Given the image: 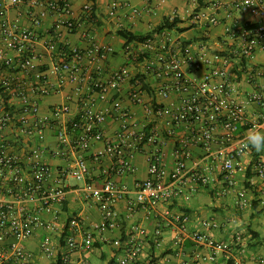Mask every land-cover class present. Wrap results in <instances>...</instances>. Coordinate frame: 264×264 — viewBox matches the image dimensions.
Wrapping results in <instances>:
<instances>
[{
    "label": "built area",
    "instance_id": "1",
    "mask_svg": "<svg viewBox=\"0 0 264 264\" xmlns=\"http://www.w3.org/2000/svg\"><path fill=\"white\" fill-rule=\"evenodd\" d=\"M25 1L31 6L42 5L40 11L32 12L31 27L13 22L8 14L11 7ZM211 5L219 9L223 2L211 0ZM119 6L115 0L111 4L113 10ZM232 6L238 11L250 9L259 19L251 25L227 26L229 37L235 41L230 54H215L213 60L220 64L210 65L201 77L187 73L182 56L196 69L211 63V59L204 54L195 59L183 42L177 44L178 39L175 40L169 30L158 33L164 37L159 42L155 35L139 42V53L146 54L141 73L145 76L152 74L160 80V85L152 88L144 75L139 74L132 78L129 98L143 105L148 116H153L150 122L162 119L170 128L180 123L191 126L189 133L178 140L174 150L175 166L170 169L164 160L163 136L158 126L137 123L133 112L118 95L127 79L125 67L114 70L107 81L94 76V72L102 69L101 62L113 53L114 47L99 41L91 30L81 28V20L73 15L69 0H0V264H39L35 254L24 244L38 228L50 230L41 241L40 251L47 257H53L56 243L52 232L59 228L56 220L60 218L65 203L67 180L69 177L86 180L90 171L86 152L95 141H103L104 147L90 156L97 161L110 156L112 164L106 171L103 186L87 184L85 188L89 194L99 198L105 220L94 223L86 231L83 241L78 242L73 227L79 225V219L70 217L66 225L72 231L65 234L63 229L59 234V240L65 237L70 249L90 247L94 243L95 230L107 228L110 219L116 215V202L130 192L128 185L116 181L113 175L135 171L133 158L147 143L152 146L147 152L148 177L136 182V198L128 200L130 209L139 204H172L190 179L202 185L220 181L225 184L224 190L229 187L230 191L235 188L236 172L244 166L247 178H250L249 168L251 177L253 171L264 178V152L244 147V137L250 129L264 130V64H250L252 90L243 99L233 95L237 89L228 70L233 56L253 61L258 52L264 50V0H234ZM93 9L92 3L84 5L89 17H93ZM134 11L138 9L134 8ZM49 13L59 17L49 32L50 36L42 41L37 27ZM193 19L205 20L210 25L219 22L217 15L205 12L194 13ZM64 28L70 32L80 31L81 36L89 40V45L83 48L60 42ZM40 42L53 56V62L45 69L40 64L43 56L38 48ZM139 57L136 56L137 59ZM73 79L90 83V95L81 102L78 114L58 120L70 112L69 102L54 105L51 115L43 113L40 98L61 91ZM80 91L81 87H77V92ZM93 91L97 92L96 96L91 95ZM147 91L153 95L150 102L144 96ZM172 94H177L178 98L169 106L156 101V95L169 98ZM108 99L112 101L111 109L95 106L97 100ZM249 105L255 106L253 116L248 113ZM109 113L121 120V127L114 137L107 136L101 127ZM51 125H57V137L55 146L48 148L45 145L46 130ZM241 125L246 126L248 132L241 131ZM218 128L221 130L217 131ZM213 144L220 147L216 153L203 157L206 164L197 161L192 167L188 165V160L193 157L192 145L210 149ZM46 150L51 156L66 160L56 170L57 175L52 165L40 158ZM73 152L76 154L74 159ZM243 156H249L247 162L242 160ZM213 166H217L219 172H215ZM238 194L240 204L247 205L246 190H239ZM43 211L54 213V220L44 218ZM165 213L176 222L175 243L180 245L190 238L209 250L207 257L211 260L219 253H232L241 242V233L227 240L217 238L209 230L188 228L191 215L186 211L171 212L167 209ZM206 225L211 228L219 224L210 220ZM160 232V229L156 230L157 234ZM145 234L146 228L136 226L128 237L114 240L120 252L117 264L138 263L143 249L141 236ZM254 262L264 264V257L255 258ZM57 263L70 264L69 257L64 256Z\"/></svg>",
    "mask_w": 264,
    "mask_h": 264
},
{
    "label": "crops",
    "instance_id": "2",
    "mask_svg": "<svg viewBox=\"0 0 264 264\" xmlns=\"http://www.w3.org/2000/svg\"><path fill=\"white\" fill-rule=\"evenodd\" d=\"M74 10V16L81 20V28L91 30L95 37L114 47L111 53L102 63V69L94 72L95 77L102 78L107 81L110 79L112 72L119 68L125 67L127 70V79L123 82L118 93L121 96L123 104L128 106L133 112L134 119L140 125L148 124L151 126L156 124L163 136V156L170 169L175 166L174 150L178 140L187 135L191 126L186 123H180L173 128L166 126L162 119L153 120V116H148L143 105L132 101L129 98V90L132 78L142 75V62L146 54L139 53L140 43L130 42L126 44L127 38L119 33L120 29H127L136 34H147L154 30L165 18L170 20L178 19L176 27L187 28L179 31L177 28L169 30L173 38L183 42L193 54L195 59L202 54L206 58L211 59V63H205L202 68L196 69L191 62L183 58V66L187 73L191 76L201 77L205 69L210 65H218L219 61H214V55L217 53L230 54L235 41L229 37L227 26H244L255 24L258 16L252 10H236L232 6L234 0H222L223 7L215 9L211 5V0H115L120 3L118 9L113 10L111 4L114 0H69ZM125 1H128L127 4ZM93 4L94 15L89 17L84 11V5ZM134 8L138 11L135 12ZM42 9V5L31 6L28 2L20 3L9 9V17L13 22L23 27H31L32 12H38ZM205 12L207 15H217L219 22L217 24H207L205 20L193 19L194 13ZM59 16L54 13L47 14L42 23L37 27L42 34L43 39H47L49 32L52 30ZM63 18L66 15H62ZM174 18V19H173ZM63 34L59 38L60 42H69L79 47L89 45V40L81 36L80 31L70 32L65 28ZM155 35L157 42L164 37L158 33ZM39 50L43 52L40 61L41 66L45 69L53 62L52 54L45 48L43 42L38 45ZM185 51V50H182ZM184 54V52H181ZM139 55V59L136 56ZM264 64V50H260L255 60H240L233 56L228 64L229 76L236 84L233 95L237 99H243L246 93L252 90L250 83V64ZM144 75V74H143ZM142 75V76H143ZM146 83L152 88L160 85V80L152 74L143 76ZM90 83L68 81L61 91L44 95L40 98L41 110L43 113L52 114L53 106L56 104L70 103V112L61 115L58 120L62 121L66 118L76 116L80 111L81 102L90 95ZM77 87H81V91L77 92ZM97 92H92V96H96ZM71 95V99L68 96ZM146 101L150 102L153 95L150 91L144 92ZM178 98L177 94H172L169 98H160L156 95V101L162 102L169 106L172 100ZM100 109H111L112 101L97 100L96 105ZM254 105L248 106L250 116L254 114ZM104 122L101 123L105 134L114 137L121 127V120L109 113ZM56 118V117H55ZM150 123V124H149ZM241 131L248 132L246 126H240ZM173 130V133L171 131ZM218 128L217 131H220ZM47 138L45 145L48 148L55 146L57 137V125H51L46 130ZM103 141H95L91 149L86 152L89 160L90 171L86 180H76L72 182L74 177L67 180L68 187L66 199L60 218L57 221L58 229L53 231L55 236L56 250L53 257H47L40 251L41 241L44 236L50 232L48 228H38L36 232L25 240V246L34 254L39 264H58L64 256L69 257L70 264H117L120 255L119 249L115 246L114 240L121 237H128L134 230V227H144L147 234L142 235L143 249L137 264H254V259L264 257V178L254 174L247 178L246 166L235 174V188L229 191V187L224 190L223 182H216L209 188L200 184L197 180L190 179L184 187L182 194L169 205L158 204L155 206L136 205L133 209L129 207V199L136 198L135 184L137 181L144 180L148 177V160L147 152L152 147L147 143L141 151L137 152L133 158L135 171L127 175H113V178L125 183L130 188V192L126 197L118 200L115 204L116 215L110 219L107 228L95 230L94 243L90 247L79 246L70 249L65 237L59 240V234L64 229L65 234L72 231L67 222L70 217H77L79 225L73 227V234L78 242H82L85 233L94 223L103 222L104 212L100 205L99 198L89 194L86 185L90 184L94 187H101L107 177L106 171L110 169L112 159L110 156H104L99 161L95 160L92 153L102 150ZM219 144H213L210 149H206L200 145H192L191 149L193 157L188 160L190 167L199 161L206 164L203 157L208 153L217 152ZM76 154L73 152V159ZM40 158L52 165L56 170L66 163L62 157L51 156L48 150L43 152ZM249 156H243L242 160L247 162ZM215 172H219L217 166H213ZM75 179V178H74ZM245 189L248 204L242 206L240 204L239 190ZM224 202L213 206L211 200ZM234 202V210L231 204ZM225 208H228L225 213ZM171 212L186 211L190 213L191 219L187 224L190 229L210 231L217 238L233 239L237 233L242 234L241 242L236 245L232 253H219L214 260L207 256L209 250L198 245L194 240L188 238L180 245L174 241V236L178 232L176 222L171 220V216L167 215L166 210ZM208 209L211 213L204 214L203 210ZM220 213L221 215L213 214ZM44 218L54 220V213L42 212ZM249 217L251 221L246 229H242L240 224L244 219ZM210 220L217 222V227H208L206 223ZM255 223V225L253 224ZM160 229V233L156 230ZM137 233V232H135ZM155 258H158L155 260Z\"/></svg>",
    "mask_w": 264,
    "mask_h": 264
},
{
    "label": "trees",
    "instance_id": "3",
    "mask_svg": "<svg viewBox=\"0 0 264 264\" xmlns=\"http://www.w3.org/2000/svg\"><path fill=\"white\" fill-rule=\"evenodd\" d=\"M177 21H178L177 18L174 20H170L169 18H165L162 23H160L154 30H152L151 32H149L147 34H136L130 30H127V29H120L119 33L124 35L127 38L126 44H128L130 42H143L148 37H150L152 35V33H159L163 30H173L175 28H177V30H179V31H184L187 29V28L176 27ZM248 176L249 177L251 176L250 168L248 170ZM204 186L209 188L211 186V184H206ZM156 259H158V258H155V260Z\"/></svg>",
    "mask_w": 264,
    "mask_h": 264
},
{
    "label": "clouds",
    "instance_id": "4",
    "mask_svg": "<svg viewBox=\"0 0 264 264\" xmlns=\"http://www.w3.org/2000/svg\"><path fill=\"white\" fill-rule=\"evenodd\" d=\"M244 147L252 148L256 152H264V130L250 129L244 137Z\"/></svg>",
    "mask_w": 264,
    "mask_h": 264
},
{
    "label": "rangeland",
    "instance_id": "5",
    "mask_svg": "<svg viewBox=\"0 0 264 264\" xmlns=\"http://www.w3.org/2000/svg\"><path fill=\"white\" fill-rule=\"evenodd\" d=\"M71 181H72V182H76V179L73 178V180H71ZM214 201H215V200H211V203H212L213 206L218 205V203H220V202L222 203V202H224L225 200H224V199H220L219 201H216V202H214ZM232 207H234V202L231 204V207H230L232 210H234ZM225 209H226V210H224V211H225V213H226L227 210H229V209H228V208H225ZM203 211H204V212H203L204 214L211 213L210 210H208V209H204ZM213 214H217V216H218V215H221L220 213H214V212H213ZM250 222H251V221L249 220V217H248V218L246 217V219H244L243 223H241V222H236V221H235V223L240 224V226H241L242 229H246V228L248 227V225H249ZM253 224L255 225V223H253Z\"/></svg>",
    "mask_w": 264,
    "mask_h": 264
}]
</instances>
